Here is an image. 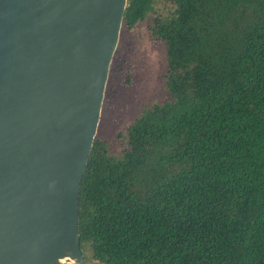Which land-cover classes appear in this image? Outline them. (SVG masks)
Here are the masks:
<instances>
[{
	"label": "trees",
	"instance_id": "trees-1",
	"mask_svg": "<svg viewBox=\"0 0 264 264\" xmlns=\"http://www.w3.org/2000/svg\"><path fill=\"white\" fill-rule=\"evenodd\" d=\"M152 14L170 100L115 155L95 137L81 180L86 264H264V0H128Z\"/></svg>",
	"mask_w": 264,
	"mask_h": 264
},
{
	"label": "water",
	"instance_id": "water-1",
	"mask_svg": "<svg viewBox=\"0 0 264 264\" xmlns=\"http://www.w3.org/2000/svg\"><path fill=\"white\" fill-rule=\"evenodd\" d=\"M128 0H0V264H86L81 180Z\"/></svg>",
	"mask_w": 264,
	"mask_h": 264
},
{
	"label": "rangeland",
	"instance_id": "rangeland-1",
	"mask_svg": "<svg viewBox=\"0 0 264 264\" xmlns=\"http://www.w3.org/2000/svg\"><path fill=\"white\" fill-rule=\"evenodd\" d=\"M153 15L128 28L122 25L114 52L95 137L119 155L124 131L141 109L170 100L165 87V47L151 33Z\"/></svg>",
	"mask_w": 264,
	"mask_h": 264
},
{
	"label": "flooded vegetation",
	"instance_id": "flooded-vegetation-1",
	"mask_svg": "<svg viewBox=\"0 0 264 264\" xmlns=\"http://www.w3.org/2000/svg\"><path fill=\"white\" fill-rule=\"evenodd\" d=\"M157 38V37H156ZM157 39H159V38H157Z\"/></svg>",
	"mask_w": 264,
	"mask_h": 264
}]
</instances>
